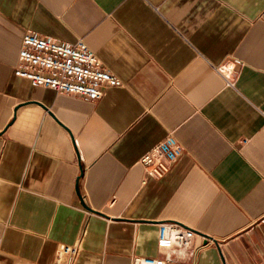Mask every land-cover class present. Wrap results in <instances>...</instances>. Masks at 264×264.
Wrapping results in <instances>:
<instances>
[{
  "label": "crops",
  "instance_id": "0c3cea01",
  "mask_svg": "<svg viewBox=\"0 0 264 264\" xmlns=\"http://www.w3.org/2000/svg\"><path fill=\"white\" fill-rule=\"evenodd\" d=\"M27 31L83 38L122 84L33 85ZM170 133L183 155L151 177L139 159ZM164 220L196 232L167 264H264V0H0V264L78 239L76 264H133L165 253Z\"/></svg>",
  "mask_w": 264,
  "mask_h": 264
},
{
  "label": "built area",
  "instance_id": "2783aa9c",
  "mask_svg": "<svg viewBox=\"0 0 264 264\" xmlns=\"http://www.w3.org/2000/svg\"><path fill=\"white\" fill-rule=\"evenodd\" d=\"M217 69L227 84L234 86L229 78L233 68L223 64ZM14 73L29 79L35 86L78 95L91 101L100 99L106 87L122 84L83 38L64 42L32 31H27L22 38ZM183 152L178 139L170 133L147 150L139 161L147 175L162 178L173 169ZM195 235L193 228L179 221H160L157 245L164 248L165 253L162 256H136L133 264H167L185 258L191 251ZM80 253V239L72 243H59L52 264H76Z\"/></svg>",
  "mask_w": 264,
  "mask_h": 264
}]
</instances>
